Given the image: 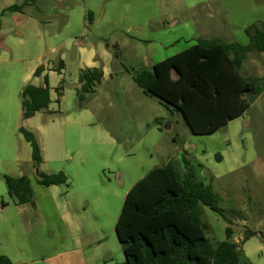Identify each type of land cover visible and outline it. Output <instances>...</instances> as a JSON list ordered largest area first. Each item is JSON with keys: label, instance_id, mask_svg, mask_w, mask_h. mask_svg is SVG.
Here are the masks:
<instances>
[{"label": "rangeland", "instance_id": "rangeland-1", "mask_svg": "<svg viewBox=\"0 0 264 264\" xmlns=\"http://www.w3.org/2000/svg\"><path fill=\"white\" fill-rule=\"evenodd\" d=\"M12 5L22 14L5 11ZM259 22L264 0H0V249L14 255L19 247L39 261L30 264H124L115 224L127 191L169 161L183 172V158L211 184L234 227L264 235V92L215 133L194 135L180 113L133 82L198 39L247 45L245 29ZM59 61L61 74L54 72ZM88 63L105 74L85 112L75 85ZM39 66L62 97L57 103L51 89L50 112L23 121L17 79L42 86L32 76ZM241 74L264 87V54L249 53ZM21 126L50 160L38 170L62 171L67 186L37 183ZM5 174L29 179L34 207L14 204ZM201 219L213 244L225 239L223 217L203 208ZM241 248L264 260L255 237Z\"/></svg>", "mask_w": 264, "mask_h": 264}, {"label": "trees", "instance_id": "trees-1", "mask_svg": "<svg viewBox=\"0 0 264 264\" xmlns=\"http://www.w3.org/2000/svg\"><path fill=\"white\" fill-rule=\"evenodd\" d=\"M21 5L5 11L19 12ZM247 45L223 42L219 39H198L193 46L143 69L133 76V82L146 95L157 97L166 107L182 115L194 135H211L228 122L240 117L251 100L264 92L260 78L241 74L243 62L251 52L264 54V22L245 29ZM115 57L118 52L115 51ZM62 61L54 69L60 73ZM44 71L35 69L34 77ZM100 68H85L78 76L75 89L78 107L84 108L100 84ZM43 86L26 84L20 90L22 120L47 111L50 88L47 76ZM56 102L62 96V86L54 89ZM48 112V111H47ZM19 133L30 147L31 161L37 169V183L42 187L68 185L62 171L40 172L41 148L34 134L22 126ZM221 161L219 155L215 156ZM184 171L172 161L149 170L127 191L115 224V234L122 247L124 264H243L238 244L231 241L233 232L224 229L225 239L213 244L206 235L208 225L201 219L203 208L223 215L219 197L211 184L196 177L193 165L182 159ZM8 197L15 205L34 207L33 194L26 176L3 175ZM0 264H13L0 254Z\"/></svg>", "mask_w": 264, "mask_h": 264}, {"label": "crops", "instance_id": "crops-1", "mask_svg": "<svg viewBox=\"0 0 264 264\" xmlns=\"http://www.w3.org/2000/svg\"><path fill=\"white\" fill-rule=\"evenodd\" d=\"M25 5V4H24ZM14 13H20V14H22V10H20L19 12H14ZM3 40H4V38H3ZM3 40H2V46H3ZM44 67V66H43ZM85 68H97V67H94L93 66V63H88L87 65H83V67L82 68H80V70H82V69H85ZM63 70V69H62ZM54 72H56V71H54ZM103 72V71H102ZM34 73V72H33ZM58 74H61V72L60 73H58ZM104 72H103V77H104ZM44 75H47L46 73H45V68H44V71L39 75V76H37V77H34V75L32 74V76L34 77V78H36V79H42L43 80V76ZM28 81V76L27 77H25L23 80H19V79H17V85H18V87H19V94H20V90L22 89V87H24L26 84H28V83H30V84H33V83H31V80H30V82H28V83H26ZM33 85H35V86H41V85H37V84H33ZM44 85V82H43V84H42V86ZM79 87V84L77 83L76 85H75V89L76 88H78ZM50 88V87H49ZM51 89H53V88H50V91H51ZM54 90V89H53ZM96 91V90H95ZM94 95V94H93ZM62 97V96H61ZM3 98V100L5 99V97L3 96L2 97ZM19 99H20V97H18ZM92 98V97H91ZM90 101V100H89ZM88 101V102H89ZM50 105V104H49ZM87 105H88V103L85 105V107L84 108H81L83 111H87L88 110V108H87ZM49 110V107H48V109H47V111ZM48 112H50V111H48ZM37 114V113H36ZM27 120V119H26ZM38 141V143H39V145H40V148H41V155H42V162H41V164H40V166H39V168H41L45 163H46V161H50L49 159H48V157H46V155H45V153H44V148H43V146H42V144L40 143V141L39 140H37ZM83 160V159H82ZM82 160H78V162L77 163H79L80 165H83V161ZM200 166V165H199ZM73 167L75 168V170H76V172L80 175V173L82 174V175H85V172L83 171V170H81V168H77L76 167V165L75 164H73ZM58 172V171H57ZM44 173V172H43ZM51 173H55V172H52V171H47V173L46 174H51ZM66 175V174H65ZM81 176V175H80ZM68 177V176H67ZM203 183H205V184H208V180L207 179H205V181L203 182ZM210 184V183H209ZM50 187H52V186H50ZM48 188V187H47ZM71 211H74L73 209H70ZM70 223V225H72L73 224V226H83V222H69ZM226 226H229L231 229H232V232H233V235H232V238H231V241L233 242V243H236V244H238V246H239V248H240V250H241V260H242V262H243V264H264V260H260V259H257V257H253V255L251 254V253H249V255L246 253V252H244L243 251V249L241 248V245L242 246H245V244H246V242H247V240H249L250 238H252V237H255V239H258V241H259V243L261 244V246H262V251H264V235H262V234H258V233H255V232H252V231H250V230H248L247 229V227H244V228H242V230H240L239 228H237V227H234L233 226V224H230V225H228V224H226ZM225 226V227H226ZM15 253H14V255H11V253H7V252H5V251H3V250H1L0 249V254H2V255H5V256H7L12 262H13V264H30V263H37V262H39L38 260H35V259H33V258H30V257H28V255H25L24 253H22V252H20L19 251V247H17L16 246V248H15ZM21 258H24V259H22L21 260ZM44 262V260L43 259H41L40 260V264H42ZM81 264H85V263H81Z\"/></svg>", "mask_w": 264, "mask_h": 264}, {"label": "water", "instance_id": "water-1", "mask_svg": "<svg viewBox=\"0 0 264 264\" xmlns=\"http://www.w3.org/2000/svg\"><path fill=\"white\" fill-rule=\"evenodd\" d=\"M165 127L167 128V127H169L168 125H165ZM36 173H38V171L36 170Z\"/></svg>", "mask_w": 264, "mask_h": 264}]
</instances>
